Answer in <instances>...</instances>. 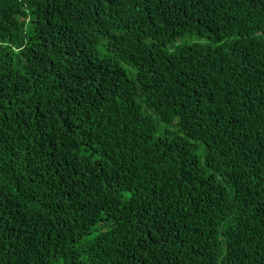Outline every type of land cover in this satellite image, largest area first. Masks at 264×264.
Wrapping results in <instances>:
<instances>
[{
    "label": "trees",
    "instance_id": "obj_1",
    "mask_svg": "<svg viewBox=\"0 0 264 264\" xmlns=\"http://www.w3.org/2000/svg\"><path fill=\"white\" fill-rule=\"evenodd\" d=\"M0 264H264V0H0Z\"/></svg>",
    "mask_w": 264,
    "mask_h": 264
}]
</instances>
